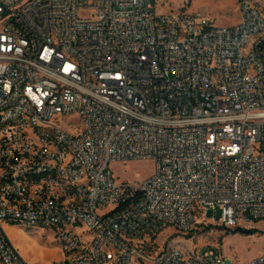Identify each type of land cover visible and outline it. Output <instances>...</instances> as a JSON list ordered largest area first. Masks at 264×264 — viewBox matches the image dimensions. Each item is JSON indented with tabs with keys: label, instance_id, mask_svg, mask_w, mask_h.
<instances>
[{
	"label": "built area",
	"instance_id": "built-area-1",
	"mask_svg": "<svg viewBox=\"0 0 264 264\" xmlns=\"http://www.w3.org/2000/svg\"><path fill=\"white\" fill-rule=\"evenodd\" d=\"M238 13L0 0L1 264H27L8 223L49 230L56 264H226L197 227L264 221V0ZM138 160L153 175L118 182Z\"/></svg>",
	"mask_w": 264,
	"mask_h": 264
},
{
	"label": "rangeland",
	"instance_id": "rangeland-1",
	"mask_svg": "<svg viewBox=\"0 0 264 264\" xmlns=\"http://www.w3.org/2000/svg\"><path fill=\"white\" fill-rule=\"evenodd\" d=\"M153 2L156 14L199 13L216 27H232L239 20L238 0H148ZM75 125L76 118H70ZM110 169L118 182H132L137 178L147 180L154 173L151 160L128 161L110 164ZM209 222L216 223L220 212L209 211ZM251 235L231 234V229L219 226L197 227L193 233V245L204 252L207 248L221 254L226 264H248L258 255L264 245V221L251 225ZM4 232L25 259L27 264H56L62 255L59 245L47 229H26L18 224H5ZM1 264V263H0Z\"/></svg>",
	"mask_w": 264,
	"mask_h": 264
},
{
	"label": "water",
	"instance_id": "water-1",
	"mask_svg": "<svg viewBox=\"0 0 264 264\" xmlns=\"http://www.w3.org/2000/svg\"><path fill=\"white\" fill-rule=\"evenodd\" d=\"M237 234L240 235H251L252 230L251 229H242V228H236L234 230Z\"/></svg>",
	"mask_w": 264,
	"mask_h": 264
},
{
	"label": "trees",
	"instance_id": "trees-1",
	"mask_svg": "<svg viewBox=\"0 0 264 264\" xmlns=\"http://www.w3.org/2000/svg\"><path fill=\"white\" fill-rule=\"evenodd\" d=\"M210 226V225H209ZM231 234H237L235 231H229Z\"/></svg>",
	"mask_w": 264,
	"mask_h": 264
},
{
	"label": "crops",
	"instance_id": "crops-1",
	"mask_svg": "<svg viewBox=\"0 0 264 264\" xmlns=\"http://www.w3.org/2000/svg\"><path fill=\"white\" fill-rule=\"evenodd\" d=\"M258 223H256L255 225L257 226ZM62 260V259H61ZM59 263V262H58Z\"/></svg>",
	"mask_w": 264,
	"mask_h": 264
}]
</instances>
